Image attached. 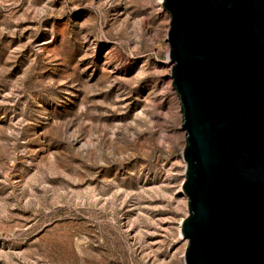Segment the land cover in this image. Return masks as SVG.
I'll return each instance as SVG.
<instances>
[{
	"label": "rangeland",
	"instance_id": "rangeland-1",
	"mask_svg": "<svg viewBox=\"0 0 264 264\" xmlns=\"http://www.w3.org/2000/svg\"><path fill=\"white\" fill-rule=\"evenodd\" d=\"M162 0H0V264H185Z\"/></svg>",
	"mask_w": 264,
	"mask_h": 264
},
{
	"label": "water",
	"instance_id": "water-1",
	"mask_svg": "<svg viewBox=\"0 0 264 264\" xmlns=\"http://www.w3.org/2000/svg\"><path fill=\"white\" fill-rule=\"evenodd\" d=\"M186 132L185 264H264V0H163Z\"/></svg>",
	"mask_w": 264,
	"mask_h": 264
},
{
	"label": "bare ground",
	"instance_id": "bare-ground-1",
	"mask_svg": "<svg viewBox=\"0 0 264 264\" xmlns=\"http://www.w3.org/2000/svg\"><path fill=\"white\" fill-rule=\"evenodd\" d=\"M163 1V0H162ZM171 60V59H170ZM173 63V62H172ZM180 226H181V223H180Z\"/></svg>",
	"mask_w": 264,
	"mask_h": 264
}]
</instances>
